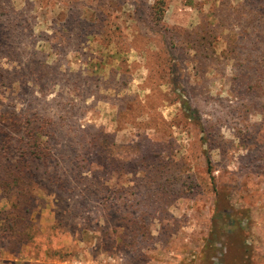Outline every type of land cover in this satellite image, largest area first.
<instances>
[{
  "label": "rangeland",
  "instance_id": "1",
  "mask_svg": "<svg viewBox=\"0 0 264 264\" xmlns=\"http://www.w3.org/2000/svg\"><path fill=\"white\" fill-rule=\"evenodd\" d=\"M261 5L0 0V264H264Z\"/></svg>",
  "mask_w": 264,
  "mask_h": 264
},
{
  "label": "trees",
  "instance_id": "2",
  "mask_svg": "<svg viewBox=\"0 0 264 264\" xmlns=\"http://www.w3.org/2000/svg\"><path fill=\"white\" fill-rule=\"evenodd\" d=\"M257 7L261 11V13H262V11H264V6L263 5L257 6ZM260 55L262 56L261 61H260L262 69H260V70H261V74L264 75V69H263V66H264V52H261ZM0 165H2V162H0ZM22 168L23 167L21 165L14 166V168L11 165H7V167H5L7 172L5 171L4 174H3V171H2V173H1V175H3V178L1 179L2 185L8 186V184L14 183L19 178V175H22V174L19 173V171H21Z\"/></svg>",
  "mask_w": 264,
  "mask_h": 264
}]
</instances>
